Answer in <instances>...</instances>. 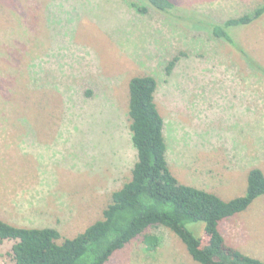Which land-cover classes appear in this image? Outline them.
<instances>
[{
	"label": "rangeland",
	"instance_id": "374dc122",
	"mask_svg": "<svg viewBox=\"0 0 264 264\" xmlns=\"http://www.w3.org/2000/svg\"><path fill=\"white\" fill-rule=\"evenodd\" d=\"M175 14L136 0H0V219L74 238L103 218L132 179L129 83L152 76L165 120L167 162L180 184L225 201L264 172V74L198 27L223 24L263 0H172ZM264 67V15L232 31ZM175 62L171 72L170 63ZM204 241V224L187 226ZM202 228L195 231V229ZM226 244L264 262V196L225 220ZM107 264H200L166 228ZM62 242V240L60 241ZM0 240V264H14Z\"/></svg>",
	"mask_w": 264,
	"mask_h": 264
},
{
	"label": "trees",
	"instance_id": "16d2710c",
	"mask_svg": "<svg viewBox=\"0 0 264 264\" xmlns=\"http://www.w3.org/2000/svg\"><path fill=\"white\" fill-rule=\"evenodd\" d=\"M142 13L149 8L165 15L175 14L172 0H136ZM264 15L261 6L223 24L201 21L198 27L209 29L211 35L228 42L256 72L264 67L237 41L232 31L244 28ZM175 62L170 63L171 72ZM158 82L152 76L133 77L129 83V119L131 139L137 150L132 179L113 192L103 218L74 238L63 240L54 228L17 227L0 219V240L13 241L14 264H107L115 252L134 239L144 236V244L153 251L162 244L148 229L166 228L186 246L195 262L200 264H264L226 244L220 225L236 214L246 211L264 196V172L254 168L248 173L243 196L225 201L218 195L180 184L172 174L165 140V120L156 103ZM204 224V241L187 226ZM202 228L195 229L196 232ZM62 240V242H60Z\"/></svg>",
	"mask_w": 264,
	"mask_h": 264
}]
</instances>
